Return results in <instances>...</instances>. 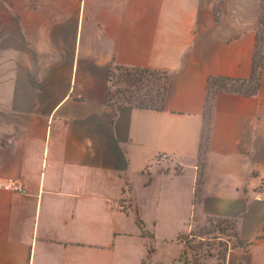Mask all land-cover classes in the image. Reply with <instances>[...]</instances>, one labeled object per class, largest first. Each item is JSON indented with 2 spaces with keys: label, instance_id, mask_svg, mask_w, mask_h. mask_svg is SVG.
Here are the masks:
<instances>
[{
  "label": "crops",
  "instance_id": "0c3cea01",
  "mask_svg": "<svg viewBox=\"0 0 264 264\" xmlns=\"http://www.w3.org/2000/svg\"><path fill=\"white\" fill-rule=\"evenodd\" d=\"M264 0H0V264H264ZM263 29V31H262ZM117 66L165 73L162 107L116 102ZM159 153L171 160L147 166ZM222 230V229H221Z\"/></svg>",
  "mask_w": 264,
  "mask_h": 264
},
{
  "label": "rangeland",
  "instance_id": "374dc122",
  "mask_svg": "<svg viewBox=\"0 0 264 264\" xmlns=\"http://www.w3.org/2000/svg\"><path fill=\"white\" fill-rule=\"evenodd\" d=\"M263 31V29H262ZM264 51V32L259 34L257 56ZM163 75L157 72L153 77L141 76L138 72L115 69L111 76V98L116 102L142 105H158ZM248 85H246V88ZM222 229V230H221ZM231 224L211 222L200 230V238L189 240L185 252L191 264H222L231 240ZM221 237V240H217Z\"/></svg>",
  "mask_w": 264,
  "mask_h": 264
},
{
  "label": "trees",
  "instance_id": "16d2710c",
  "mask_svg": "<svg viewBox=\"0 0 264 264\" xmlns=\"http://www.w3.org/2000/svg\"><path fill=\"white\" fill-rule=\"evenodd\" d=\"M264 23V22H262ZM253 63V69H252V75L249 80V86L246 88V82L244 80H218V79H211L210 80V86L208 88L207 98L205 101V110H204V119H205V127L203 130L202 135V142L200 147V154L201 156L206 151L207 146V139H208V127L211 119V113H212V106H213V98L215 95L221 91H238V92H246V93H253L255 92L258 83V69L261 63L262 56L256 57ZM115 69H124L126 72L134 71L138 72L141 76H150L153 77L157 72L151 71L148 69H139V68H127L123 66H117ZM163 75V84L161 86V93L160 96L156 98V101L158 105H155V107H162L165 101V80H166V74L161 73ZM154 106V105H150Z\"/></svg>",
  "mask_w": 264,
  "mask_h": 264
},
{
  "label": "built area",
  "instance_id": "2783aa9c",
  "mask_svg": "<svg viewBox=\"0 0 264 264\" xmlns=\"http://www.w3.org/2000/svg\"><path fill=\"white\" fill-rule=\"evenodd\" d=\"M171 156L167 153H159L157 156L154 158V160L147 166V169H151L152 166H159L169 160H171ZM0 188L5 189V190H13V191H18V192H23L22 188L19 187L18 185L14 184L11 181H5V182H0ZM221 237H218L217 240H221ZM189 248L186 244V248L184 251V255L186 250ZM186 260L188 261L187 257L185 256Z\"/></svg>",
  "mask_w": 264,
  "mask_h": 264
}]
</instances>
